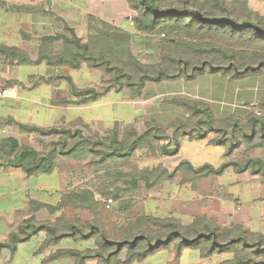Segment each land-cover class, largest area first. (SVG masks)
<instances>
[{
    "label": "trees",
    "instance_id": "trees-1",
    "mask_svg": "<svg viewBox=\"0 0 264 264\" xmlns=\"http://www.w3.org/2000/svg\"><path fill=\"white\" fill-rule=\"evenodd\" d=\"M127 3L137 13L133 19L136 30L159 38V63L144 65L139 62L130 50V34L96 17H89L90 23L96 21V25L91 26L85 42L68 26L65 29L70 36H43L35 63H61L72 70L80 68L82 63L90 68H101L111 77L116 91L127 88L131 90L132 98L141 97L146 83L189 82L204 74H218L231 80L264 74V14L250 7L248 0H127ZM57 41H61L63 47L60 55L53 53V44ZM0 57L10 64L28 61L24 51L1 44ZM68 82L74 95L81 98L80 103L96 102L113 86L100 91L92 88L78 90L70 78ZM175 105L187 112L186 118L175 119L165 127L152 119L145 123L142 132L132 124L125 125L121 132L114 125L110 138L104 141L87 136L79 128L41 129L15 123L22 132L58 135L60 142L40 155L33 147L20 146L16 139L7 138L4 142L8 144V150L3 153L9 160L8 165L20 169L27 177L52 173L59 158H89L91 165L98 166L96 172H104L107 181L98 188L97 194L105 201L112 200L114 210L119 212L128 210L127 206H119L126 202L127 195L141 189L142 185L150 189L178 172L200 179L219 176L232 168L237 173L249 171L264 182V159L261 157H246L242 162L228 160L216 168L210 164L194 168L189 161L181 160L173 172L164 167L151 172L138 171L132 166L130 159L137 149L151 148L154 142L168 137L175 139L178 132L190 139L195 136L197 140L213 134L215 137L211 143L227 148L224 157L233 156L240 143L249 150L264 148V117L248 116L242 123L234 117L215 118L209 105L200 100L179 99ZM175 144L178 147L177 141ZM4 147L3 144L1 149ZM123 167H128L131 172L120 170ZM184 181L189 180L184 178ZM95 196L89 188L73 189L66 202L73 207L92 208L100 202ZM30 205L33 211L41 206L35 202ZM40 232L47 236L42 249L55 246L65 238L94 240L96 246L83 251L58 250L50 254L46 262L67 256L74 260L73 264H86L89 260H97L99 264L140 263L173 246L176 257L182 250H190L198 252L203 259L216 255L231 256L220 264H264L263 234L236 224L221 227L205 216L196 217L184 225L172 217L142 215L129 221L120 236L113 237H108L104 228L96 223L81 228L74 223L38 222L29 217L8 235L6 241L0 242V253L6 249L13 254L18 245ZM122 251H125L123 261L118 258Z\"/></svg>",
    "mask_w": 264,
    "mask_h": 264
},
{
    "label": "rangeland",
    "instance_id": "rangeland-1",
    "mask_svg": "<svg viewBox=\"0 0 264 264\" xmlns=\"http://www.w3.org/2000/svg\"><path fill=\"white\" fill-rule=\"evenodd\" d=\"M248 1L250 7L264 14V0ZM136 16L137 13L129 8L127 0H0V44H12L23 48L22 51L26 53L28 58V64L26 65L34 71L29 80L24 82L27 91L33 92V88L38 86L37 88L43 93V101L50 99V94L53 93V99H58L60 113L65 114L67 111H72L73 108L77 109L83 106V104L91 106L94 102L80 103L81 98L74 95L68 82L72 72L68 65L61 63L49 65L43 62L46 69L43 72L44 66L38 65L41 62L34 63L37 60L38 44L41 38L57 34L70 36L65 29V26H68V28L74 29L75 34L85 42L89 31L92 29L91 26L96 25V21L90 23L89 17H96L116 27H121L130 34V50L139 62L144 65L159 63V38L137 31L133 21ZM236 48L238 47L236 46ZM62 49L61 41L53 44L55 55H60ZM16 66L17 64L14 63L8 65L7 60L0 57V69L2 70L0 77H7V72H3L6 69L10 70L9 73L14 76ZM38 69H41L42 75H38L39 72H36ZM72 73L73 80L70 78L71 82L78 90L92 88L100 91L109 85H113L112 91L117 89L114 83H111L109 74L101 68H90L82 63L80 68ZM221 79L223 78L218 74H204L189 82L178 80L158 84L146 83L142 88V95L145 92L149 98L154 96L151 100H144L142 95L141 98H132L131 90L123 88L120 90V94L123 102L127 105L117 106V117L121 120L131 116V111L128 108L130 107L133 110L132 113L138 116L132 123L138 132H142L145 129V123L152 119H156L165 127L175 119L186 118L187 112L175 105L176 100L179 101V99L203 101L209 105L214 117L223 114L225 118L234 117L242 123L248 119V116L264 117V74L249 76L241 80L224 78L227 82ZM21 85L18 84V87L25 88ZM83 85L86 87L80 88ZM33 107L34 109L29 112L39 109L38 106ZM42 115L44 118L48 117L43 113ZM83 126L78 121L73 122V119L72 121H66V118H64L49 128L59 130L79 128L87 136L99 141L109 139L113 130V125L107 131L102 130L103 132H97L98 128L88 126L84 128ZM124 126L122 124L116 127L121 132ZM20 132L17 131L13 119L0 120V168L6 166L9 161L3 153V151L8 150V144H5L4 141L7 138H12L9 135L19 136L18 143L20 146L31 145L30 147H33L40 155L57 146L61 139L60 136L55 134L43 136L37 133H26L27 139L25 140L24 134H20ZM214 137L213 134H210L206 139L197 140L195 136L190 139L178 132L175 139L168 137L154 142L151 148L142 147L137 149L131 157L130 163L138 171L151 172L159 167H164L169 172H173L180 161L183 160L181 159L183 155L187 154L186 158L191 162L187 161L194 168L206 163L204 161H208L212 166H218L214 164H218L219 155L224 154L227 148L212 144L211 140ZM30 141L29 145L28 142ZM176 141L178 147L180 145L183 147L184 142H186L187 148L191 149L181 147L183 155L180 153L179 155L174 153L165 154V148L166 151H175L178 148L175 144ZM3 144L5 145L4 150L1 149ZM246 149L245 144L240 143L233 156L224 157L223 155L221 164L228 160L242 162L246 157H261L264 159V148ZM190 157L196 158V160L193 161ZM204 157L206 158L204 159ZM112 165L116 167V165ZM97 168L98 166L90 164L87 157L84 160L59 158L57 167L51 173H54V179L50 174L34 175L36 178L32 180L36 183L43 181L44 184L51 182L54 185L57 182V186L51 189L53 190L52 201L45 203L33 199L34 197L39 199V193L42 190L35 191L34 194L31 191L33 198L27 193V207L21 205V210H16L12 217L10 226L12 232L17 230L18 225L23 220L33 217L38 222L58 224L61 221L74 223L81 228L89 223H96L104 228L108 237H113L120 236L129 221H133L138 216L151 215L159 218H176L184 225L189 224L196 217L205 216L221 227L236 224L246 230L264 235V182L249 171L237 173L232 168H228L219 176L200 179H195L194 176H185L184 173L180 174L178 172L170 179H162L150 189L145 188L140 182L141 189L125 197L126 200L124 201L128 203V210L119 212L117 209L114 210L115 203L110 209H106L104 206L105 200L97 194L98 188L107 182L104 172H96ZM120 170L131 172L128 167H123ZM150 176L152 177V175ZM184 178L189 181H184ZM50 186L36 185L37 188H50ZM86 188L91 189L96 195V199L100 200L97 206L80 208L73 207L66 202L67 196L73 189L82 190ZM31 202L38 203L41 206L33 211L30 205ZM5 205L6 202L3 201L0 208ZM49 207L57 209L52 210ZM89 242L92 244V248L96 247L94 240ZM124 256L125 251H122L119 253L118 258L124 260ZM230 257V255H216L203 259L198 252L190 250H182L180 256L176 257L174 247L170 246L166 250H161L149 256L139 264H220L222 261L230 259ZM0 261H3V258Z\"/></svg>",
    "mask_w": 264,
    "mask_h": 264
},
{
    "label": "crops",
    "instance_id": "crops-1",
    "mask_svg": "<svg viewBox=\"0 0 264 264\" xmlns=\"http://www.w3.org/2000/svg\"><path fill=\"white\" fill-rule=\"evenodd\" d=\"M9 47H16L19 50H23L22 47H17L12 44H1ZM5 60V58H2ZM35 63V62H34ZM42 63V64H41ZM40 66L43 67V72L46 70L45 65L41 62ZM7 64L10 63L7 61ZM13 64V63H12ZM17 66L14 69V76H12L9 72L10 70L6 69L3 72H7V77H0V91L6 90L8 94L5 97L0 98V120L5 118H11L15 123H19L21 125L27 127H35V128H46L52 127L56 123H58L61 119L66 118V121H78L84 126L98 128L97 132L107 131L112 125H126L132 124L136 119L137 114L132 113V108L130 109V115L126 119H121L117 117V110L119 105H127L123 102L122 96L120 94L121 91H112L110 90L105 95L101 96L92 104L91 106H83L78 107L77 109L73 108L72 111H67V113H60L58 104V99H53V93L50 94V99L43 101V93L37 87L33 88V92L27 91L25 87V81H28L30 76L33 75L30 67H27V62H16ZM37 64V63H36ZM2 70L0 69V72ZM75 70H72L74 72ZM36 72H39L38 75H42L41 69H38ZM70 73V78H73V73ZM222 81L227 82L226 79L228 77H222ZM226 78V79H224ZM73 80V79H72ZM228 80H231L230 78ZM74 82V81H73ZM24 83V84H23ZM18 84H22L25 88L18 87ZM75 84V83H74ZM86 87L83 85L80 88ZM113 96V97H112ZM55 97V96H54ZM111 97V98H110ZM156 97V96H155ZM141 98V97H140ZM144 100H151L154 96L147 97L145 92L142 95ZM244 105V104H243ZM33 106H38L39 109L37 111L29 112L34 109ZM49 107V108H48ZM242 108V107H241ZM68 110V109H67ZM97 111V112H95ZM48 116L44 118L42 115ZM31 114V115H30ZM42 117V120H41ZM216 118H225L222 114L216 116ZM244 118V117H241ZM17 131L21 130L16 125ZM103 130V131H102ZM20 134H24L25 140L27 139L26 132H20ZM33 134V133H32ZM23 136V135H22ZM19 141V136L17 135H9ZM26 142V141H25ZM29 145L31 143L28 142ZM187 143L184 142L183 147L187 148ZM31 146V145H30ZM180 145L175 151H166L165 154H182ZM180 148V149H179ZM262 148V147H260ZM185 153V152H184ZM186 155H183L181 159L189 160L186 158ZM223 155H219L218 164L220 165ZM206 157H204L205 159ZM221 158V160H220ZM191 160L195 161L196 158L190 157ZM179 160V159H178ZM190 161V160H189ZM191 162V161H190ZM209 164L208 161H204ZM193 164V163H192ZM197 165V164H194ZM203 165V164H202ZM201 165V166H202ZM211 165V164H210ZM198 166V165H197ZM212 166V165H211ZM213 166V167H218ZM200 167V166H198ZM46 175V174H45ZM50 176L55 178L54 173ZM36 177H27L20 169L13 168L7 165L0 168V205L3 201L6 202V205L0 208V242L6 241L10 232H12L11 221L14 215V212L17 210H21L22 207H27L26 201L29 193L31 196V191L33 194L35 191H40L39 199L32 196L31 198L36 199L40 202H49L52 196V188L57 186V182L53 185L50 183L44 184L43 181H39V183L34 182L32 179ZM57 180V179H55ZM51 185L50 188H37L36 185ZM57 190V189H56ZM55 190V191H56ZM44 194V195H43ZM57 196V195H56ZM22 205V207H21ZM46 233L40 232L36 236L32 237L28 242L18 245L16 251L13 254L6 249L2 250L0 253V259L3 258V261H0V264H73L74 260L67 256H62L59 258H55L52 261L46 262L47 257L50 254H54L58 249H73L78 251H83L85 249L92 248V244L89 241H75L69 238H65L60 240V242L55 246H49L46 249H42L44 242L46 241ZM71 240V241H70ZM71 242V243H70ZM61 247V248H60ZM120 259V258H119ZM123 261L122 259H120ZM86 264H99L97 260H89ZM131 264H139L138 262H133Z\"/></svg>",
    "mask_w": 264,
    "mask_h": 264
},
{
    "label": "built area",
    "instance_id": "built-area-1",
    "mask_svg": "<svg viewBox=\"0 0 264 264\" xmlns=\"http://www.w3.org/2000/svg\"><path fill=\"white\" fill-rule=\"evenodd\" d=\"M7 94H8V92L6 90L0 91V98L1 97H5ZM112 205H113V201L112 200H110V199L106 200V203H105V208L106 209H110Z\"/></svg>",
    "mask_w": 264,
    "mask_h": 264
},
{
    "label": "water",
    "instance_id": "water-1",
    "mask_svg": "<svg viewBox=\"0 0 264 264\" xmlns=\"http://www.w3.org/2000/svg\"><path fill=\"white\" fill-rule=\"evenodd\" d=\"M119 206H120V207H126V206H128V203L125 202V203L120 204Z\"/></svg>",
    "mask_w": 264,
    "mask_h": 264
}]
</instances>
